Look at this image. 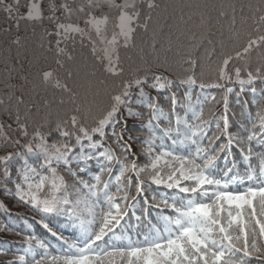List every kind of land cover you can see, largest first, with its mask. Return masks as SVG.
Returning <instances> with one entry per match:
<instances>
[{
  "label": "snow or ice",
  "instance_id": "1",
  "mask_svg": "<svg viewBox=\"0 0 264 264\" xmlns=\"http://www.w3.org/2000/svg\"><path fill=\"white\" fill-rule=\"evenodd\" d=\"M0 13V185L55 238L21 217L5 264H264V0H0ZM164 14H179L184 51L153 63L137 36L155 39Z\"/></svg>",
  "mask_w": 264,
  "mask_h": 264
},
{
  "label": "trees",
  "instance_id": "2",
  "mask_svg": "<svg viewBox=\"0 0 264 264\" xmlns=\"http://www.w3.org/2000/svg\"><path fill=\"white\" fill-rule=\"evenodd\" d=\"M179 2L180 0H160L162 7L164 5L176 4ZM3 24L4 16L0 13V26ZM153 27H155L157 31L155 39L152 38L151 32L148 34L141 33L137 36V44L144 48V52L142 53L144 57L153 63L165 61L171 62L172 60L177 59L184 51L185 46V37L182 34L183 25L179 20V14L171 18L167 14L161 15L158 20L154 19ZM15 34L16 31L14 29L11 35ZM20 34L22 37L30 36V31L27 25H21ZM7 39L8 37L0 31V43H3ZM127 55L132 57L130 63L139 62L138 49L130 51ZM0 67H2V65H0ZM231 109L236 114L235 116H232L231 119L233 121L240 119V107L235 104L234 97L232 98ZM14 164H18V161H14ZM11 188L12 185H9V189ZM0 204L5 205L8 211L12 214L9 216L5 213L4 208H0V226L6 223L9 224V226H12L13 223L16 225L13 232L0 231V248L10 249L9 255L0 256V264H5L7 260H11V252L19 250L22 246L23 235L15 234L17 231H22L25 228L24 224L21 222V217L26 218L29 223L32 224L33 230L38 236L52 240V242L55 243V238L51 237L50 233H48L42 225L35 222L39 220L40 217L28 207L16 202L11 191L6 190L2 185H0ZM46 222L49 224V227L58 234L71 236L73 230L61 218L50 217Z\"/></svg>",
  "mask_w": 264,
  "mask_h": 264
}]
</instances>
